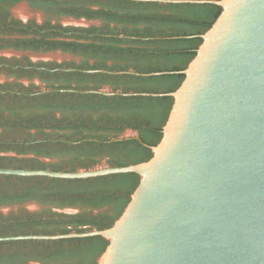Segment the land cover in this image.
<instances>
[{
  "label": "trees",
  "instance_id": "obj_1",
  "mask_svg": "<svg viewBox=\"0 0 264 264\" xmlns=\"http://www.w3.org/2000/svg\"><path fill=\"white\" fill-rule=\"evenodd\" d=\"M20 1L0 0V50L61 51L81 60L0 59V65L28 67H0V75L8 78L0 83L5 92L0 93V168L76 172L103 165L126 167L151 159L150 146L163 138L174 105L172 97L71 92L32 96L42 90L33 81L39 80L46 89L174 92L185 80L180 71L196 57L203 43L201 35L212 28L222 8L130 0H29L34 9L49 16L48 22L40 25L12 16L11 8ZM54 17L100 24L65 27L52 24ZM57 68L97 72L49 70ZM121 71L174 73L148 77L116 73ZM24 80L30 84L25 85ZM128 131L141 140L114 141ZM139 184L136 173L89 179L0 175V208L27 203L41 207L34 213L20 209L0 215V237L111 228ZM65 209L79 211L62 212ZM108 244L101 236L5 241L0 242V264H97Z\"/></svg>",
  "mask_w": 264,
  "mask_h": 264
},
{
  "label": "water",
  "instance_id": "obj_2",
  "mask_svg": "<svg viewBox=\"0 0 264 264\" xmlns=\"http://www.w3.org/2000/svg\"><path fill=\"white\" fill-rule=\"evenodd\" d=\"M130 1L214 4L222 8L212 28L201 35L203 43L196 57L180 71L185 80L176 91L123 93L111 89H46L35 79L33 82L42 90L32 96L71 92L172 97L174 105L164 126L163 138L158 145L150 146L153 157L126 167L103 165L76 172L0 168V175L4 176L61 179L136 173L140 176V184L130 203L108 229L3 236L0 242L101 236L109 244L97 264H264V0ZM11 13L20 21L33 20L40 25L49 18L39 11L31 13L26 3L17 5ZM53 19L56 23L57 19ZM59 21L65 27L100 24L67 17ZM1 58H28L33 62L50 63L81 60L61 51L35 53L13 49L0 50ZM5 66L28 68L0 65ZM116 73L148 77L174 72ZM6 81L8 78L0 75V83ZM23 83L29 85L30 81ZM0 93L5 92L0 90ZM131 137L141 140L137 133L128 131L114 141ZM20 209L34 213L41 207L36 203L1 207L0 215L8 216ZM78 211L62 210L65 213Z\"/></svg>",
  "mask_w": 264,
  "mask_h": 264
},
{
  "label": "flooded vegetation",
  "instance_id": "obj_3",
  "mask_svg": "<svg viewBox=\"0 0 264 264\" xmlns=\"http://www.w3.org/2000/svg\"><path fill=\"white\" fill-rule=\"evenodd\" d=\"M21 3H26L27 4V6L30 8V10H31V13H33L34 11H39V12H41V13H43L45 16H48L45 12H43V11H41V10H36V9H34L32 6H31V3H30V1L29 0H22V1H20V2H18L15 6H13L12 8H11V10L13 9V8H15L17 5H19V4H21ZM55 19H57V21H56V23H53L54 21V19H51V23L52 24H54V25H56V24H60V25H62L61 23H60V19H62V18H57V17H54ZM48 20H49V18L48 19H46L45 21H44V23L43 24H45L46 22H48ZM29 22H35V21H29ZM36 23V22H35ZM36 24H38V23H36Z\"/></svg>",
  "mask_w": 264,
  "mask_h": 264
}]
</instances>
